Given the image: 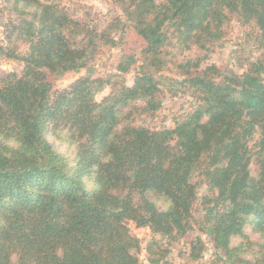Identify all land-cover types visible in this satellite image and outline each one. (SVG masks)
I'll return each mask as SVG.
<instances>
[{"label":"trees","instance_id":"16d2710c","mask_svg":"<svg viewBox=\"0 0 264 264\" xmlns=\"http://www.w3.org/2000/svg\"><path fill=\"white\" fill-rule=\"evenodd\" d=\"M113 1L121 14L101 28L65 0H3L0 54L23 67L0 71V264H141L129 222L180 240L201 185L210 264H264V0ZM233 20L254 29L259 50L241 72L205 64ZM130 30L138 51L96 76L103 47ZM193 47L205 54L184 56ZM173 48L182 79L169 84L192 101L173 127L155 129L139 119L162 106ZM82 69L60 91L45 73ZM206 250L197 236L190 257Z\"/></svg>","mask_w":264,"mask_h":264},{"label":"rangeland","instance_id":"374dc122","mask_svg":"<svg viewBox=\"0 0 264 264\" xmlns=\"http://www.w3.org/2000/svg\"><path fill=\"white\" fill-rule=\"evenodd\" d=\"M158 2L162 0H157ZM4 3L0 0V19L2 12L1 9ZM65 5L75 17H84L88 21L97 23L101 28L104 27L111 19L121 14L120 8L113 0H65ZM6 16H8L6 14ZM4 28L0 22V41L4 38ZM254 29L252 27L244 26L233 20L226 26V35L223 40L216 43L212 50L208 53V58L205 64L215 63L221 67L229 66L235 71L241 72V63L246 58L256 57L259 54L257 44L251 39ZM122 44L118 46L103 47L100 54L94 62V69L96 76H104L110 72H116V66L119 61L122 51L136 52L142 45L141 38L132 30L128 31L123 36ZM172 55L169 57V62L165 68L159 73L162 78L161 88L162 106L154 116L143 115L139 119V123L144 125L161 129L164 127H173L175 118L183 111L190 107L192 98L188 94L182 93L177 85L171 86L170 81L175 79H182L181 73L177 67V63L183 58L180 52L173 48ZM203 51L197 47L185 52L184 56H197L203 55ZM23 65L18 61L5 58L0 54V71H21ZM49 80L53 84L55 91H60L69 87L78 77L86 73L85 69L80 71H69L60 77H56L53 73L45 70ZM136 74V69H133L126 75V80L129 85L133 84ZM110 88H106L98 93L96 98L101 100L104 96L108 95ZM57 148L61 151L71 154L68 147L61 145L52 135H49ZM198 193L200 199L195 205L194 215L197 221L193 222V228L186 236L178 241L167 239L161 234L153 232L149 227H137L135 223L129 222V227L136 236L140 239L141 247L137 252L141 264H210L215 259L214 247L212 242L207 238L206 234L202 232L197 223L202 215V197L207 194L206 185L198 186ZM159 204L163 207L165 204L162 200H158ZM250 232V231H249ZM200 236L206 243L207 250L204 255L198 260H193L190 257L191 243ZM254 239H259L258 236H253ZM167 249V254L162 258L159 263H154V258H159L162 251ZM161 251V252H160Z\"/></svg>","mask_w":264,"mask_h":264}]
</instances>
